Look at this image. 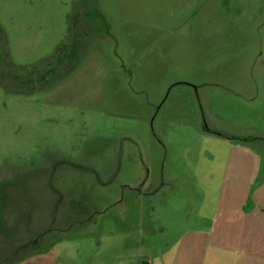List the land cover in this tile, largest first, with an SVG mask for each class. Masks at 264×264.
Returning <instances> with one entry per match:
<instances>
[{
  "label": "rangeland",
  "instance_id": "1",
  "mask_svg": "<svg viewBox=\"0 0 264 264\" xmlns=\"http://www.w3.org/2000/svg\"><path fill=\"white\" fill-rule=\"evenodd\" d=\"M259 157L264 0H0V264H204Z\"/></svg>",
  "mask_w": 264,
  "mask_h": 264
},
{
  "label": "crops",
  "instance_id": "2",
  "mask_svg": "<svg viewBox=\"0 0 264 264\" xmlns=\"http://www.w3.org/2000/svg\"><path fill=\"white\" fill-rule=\"evenodd\" d=\"M240 142L252 144L246 140ZM256 162L257 165L264 164V157H259ZM226 223L228 228H232V233L225 235L223 245L208 243L209 249L202 256V262L204 261V264H264L263 192L257 190L247 197L239 207L237 215L229 216ZM210 247L214 251H211Z\"/></svg>",
  "mask_w": 264,
  "mask_h": 264
},
{
  "label": "trees",
  "instance_id": "3",
  "mask_svg": "<svg viewBox=\"0 0 264 264\" xmlns=\"http://www.w3.org/2000/svg\"><path fill=\"white\" fill-rule=\"evenodd\" d=\"M232 139H233V138H232ZM244 140L249 141L248 139H244Z\"/></svg>",
  "mask_w": 264,
  "mask_h": 264
}]
</instances>
